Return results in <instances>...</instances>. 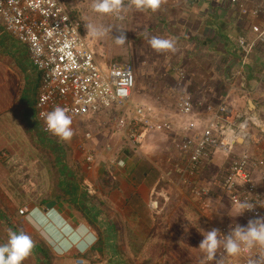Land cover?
I'll return each instance as SVG.
<instances>
[{
	"label": "crops",
	"instance_id": "crops-1",
	"mask_svg": "<svg viewBox=\"0 0 264 264\" xmlns=\"http://www.w3.org/2000/svg\"><path fill=\"white\" fill-rule=\"evenodd\" d=\"M240 1L248 8L264 3V0ZM108 17L114 21L123 20V34L128 36L123 44V51L129 53L126 56L130 58L135 70L133 104L146 106L157 121L173 122L174 131L163 133L166 135L148 134L140 147L134 148L129 143L120 145L118 139L126 138L121 130L114 129L113 115H116V112L113 110L94 115L97 124L109 123L112 133L107 137L108 133L103 131L105 139L92 141V138L86 141L87 145H84L86 151L81 148L82 143H77L76 134L81 125H83L81 129L86 131L83 122L89 121L90 118L80 119L71 125L74 134L70 140H63L56 135H45L36 119L35 104L40 86L39 75L31 64L27 47L9 35L0 23V45L15 51L12 42H16L23 58L20 61L21 66L18 67L16 61L6 57L2 59L3 55L0 53L1 194L3 189L11 186L12 178L16 177L7 170L12 167L13 162L18 161V152L14 147L20 142L24 144L27 139L32 142L34 137H40L43 147L56 146L63 157H66V154L61 142H70L72 161L82 167L83 178L77 179L80 194L89 197L87 200L94 209V215L100 214L98 217H92L88 213L78 212L65 201L52 200L47 204L56 202V210L48 211L47 215L40 214L39 217H34L37 211L40 212L34 207L20 217L17 212L19 207L24 205L20 206L16 204L19 202L8 198L6 206H0L3 208L0 212H6L4 215H8L12 226H8V220L1 221L0 217V243L7 242L9 231L5 228L18 231L13 225H17L18 222L23 225L30 224L37 232L44 233L39 241L50 251V258L58 256L63 259L59 264H74L77 256L83 258L87 255L85 253L90 246L82 234L80 246H83L84 250L79 251V254L67 250L60 254L59 251H55L59 244L58 237L55 232L49 231L50 221L46 223L47 216L51 218L55 215L59 225L66 228L71 237L78 232L76 221L79 223L78 227L86 228L84 233L92 230L89 235L94 240V247L99 241V235L93 226L106 228L109 234L106 241L114 244V249L107 251L96 249L93 252L94 258H98V255H103L107 260L113 258L112 263L108 261L106 264H128L126 261L128 259L138 260L139 264H198V262L201 264L205 256L198 248L203 239L200 229L206 232L213 228L219 229L226 223L232 224L228 221L223 222L226 219L224 211L230 209L233 217L238 209L233 208L223 195L217 197L213 192L210 207L202 208L191 191L186 190L191 184L182 185L181 171L186 168L188 159L179 149L183 131L177 116L176 101L182 93L190 95L196 111L201 112L205 118L214 117L219 107L226 104L232 110L233 116L230 120L248 112L258 113L264 120V43L258 42L253 50H249L248 47L246 49L239 47L237 42L239 38L244 37L248 44L256 43L258 39L251 28L257 24L264 32V19L242 17L238 8L229 0H162L157 12L137 11L130 6L128 0H125L124 12ZM154 37L171 40L175 50L153 49L149 42ZM181 72L185 75L182 84ZM178 127L181 131L176 130ZM111 136L114 137L113 140ZM174 140L177 142L174 143ZM107 144L109 153L105 150ZM118 149H122L119 160L124 162L123 167L114 165V162L112 163L114 166H111L113 171L106 172L104 166L97 167L99 154L100 159L105 161L104 156L108 157ZM250 151L255 157L263 158L264 143L251 147ZM81 152L85 160L87 152H94V162L91 166L87 163V169ZM221 155L225 158L221 152H217L206 161L198 173L195 185L198 187L205 185L209 189L211 186L219 185V189L221 188L220 183L214 181L215 178L209 181L212 177L210 165L211 169L216 170L225 164ZM104 178L109 181L110 187L103 190L99 184ZM258 185L264 192V184L258 182ZM161 194L167 199L164 200L166 201L164 208L157 202ZM102 195L106 196V201L99 202ZM8 196H11V192ZM33 201L34 195H31L24 204L28 205ZM104 203L105 214L103 209H100V205L104 206ZM240 218L243 225H246L241 215ZM72 223L73 227L75 226L73 230ZM117 227L124 228L123 250H119L118 247L120 239ZM57 229V226H54V230ZM37 260L38 262L34 264L45 261V257L37 253ZM24 264H27V261Z\"/></svg>",
	"mask_w": 264,
	"mask_h": 264
},
{
	"label": "built area",
	"instance_id": "built-area-1",
	"mask_svg": "<svg viewBox=\"0 0 264 264\" xmlns=\"http://www.w3.org/2000/svg\"><path fill=\"white\" fill-rule=\"evenodd\" d=\"M229 1L242 17L264 19V3L248 8L240 0ZM0 22L9 35L27 47L31 64L39 75L35 109L45 135L54 136L47 128L46 115L57 106L66 110L72 124L102 112L119 110L113 117L114 129L121 130L133 147L140 146L148 134L174 131L173 122L157 121L146 106L133 104L134 67L102 64L93 51V40L83 34L81 22L71 16L62 0H0ZM251 31L258 41L248 44L241 37L237 40L239 47L253 50L258 42L264 43L260 25H253ZM184 80L181 72L180 84ZM195 108L190 95L178 96L176 111L183 131L179 149L188 159L181 175L191 184V194L202 208L210 207L211 190L194 182L206 161L221 152L230 161L221 176L223 196L233 208L238 209L241 202L255 205L241 214L245 224L250 219L264 217V192L258 185V182L264 184V157L257 158L250 151L251 147L264 143V120L254 112L230 120L233 114L226 104L210 118L203 117ZM84 138L90 141L93 135L86 132ZM86 160L91 166L94 155L87 152ZM116 163L124 166L123 161ZM29 212L27 207L21 211ZM231 227L234 225L226 223L219 230L227 235ZM79 261L85 264L84 260ZM203 264H264V248L256 247L231 257L221 247L215 261L204 259Z\"/></svg>",
	"mask_w": 264,
	"mask_h": 264
},
{
	"label": "rangeland",
	"instance_id": "rangeland-1",
	"mask_svg": "<svg viewBox=\"0 0 264 264\" xmlns=\"http://www.w3.org/2000/svg\"><path fill=\"white\" fill-rule=\"evenodd\" d=\"M62 2L65 4V6H66L68 12L71 14V16L81 22L82 32H84L85 36H89L91 38V40H93L92 48L95 51L96 57L98 58V60L102 64H104V65H108V64H132L130 58L127 57L129 55V53L128 52L124 53V51H123V45L117 44L115 42V36L123 34V32H124L123 27H122L123 20L120 19V20L114 21L111 18H109L108 15H101V14L94 12L92 9L93 0H62ZM88 24H92V25H95L97 27H102V28L106 29L105 35L102 38L93 37L87 31L86 25H88ZM126 37L128 38V36H126ZM16 45H17L16 42H12V46L15 48V51H12L11 48L8 49V48H6V46L0 45V53L3 55L2 59H4L5 57L12 59V60L16 61L18 67H20L21 66L20 61H22L23 58H22V56H20V52L17 49ZM18 67L16 66V69H18ZM115 112H116V115H113V116H117L119 114V110H117ZM83 124H85V127H86L85 130L92 133V135H93L92 141H94V139L96 141V139H99V138L105 139L106 135L103 133V131L108 133L107 137L110 136L109 135L110 133H112V130H110V127H109V123L107 125H105V123H104V125L102 123L97 124L96 121H94V117L93 118L91 117L89 119V121L83 122ZM82 127H83V125H81V128ZM81 128L78 130V134H76V137L78 138L77 143L78 142H79V144L82 143L83 145H81V148L83 147V149H84V147H85L84 145H87L86 140L83 138L86 131H84V129H81ZM176 130L181 131V129L179 127H178V129L176 128ZM116 133H118V132H116ZM37 134H39V133H36V135ZM160 134H163V133H160ZM163 135H166V134H163ZM111 138L113 140L114 137L111 136ZM32 140L33 141L31 142L29 139H27L24 141V144L22 142H20V144H18L17 146L14 147V149L17 150V152H18V161L16 160L15 162H13L12 167L11 166L9 167L10 170L8 169L7 171H9V173H11L12 175H15L16 177L12 178L13 183H10V185H11L10 187H8L6 190L3 189V194H1V192H0V206H6L5 203H6V199H8V198L12 199L15 202H19L16 204H20V206L24 205L23 207H19V212H17L20 217L24 216L21 213V211H23V209H25L26 207L29 209L37 207L40 212L37 211L38 214L35 213L34 217H37V216L39 217L40 214L47 215L49 213L48 211H50V210H48V208H47V202H50L52 200L63 202V199L61 198V196L59 195V193L57 192V189H56L55 174H54L53 169H52L53 155L50 154L51 152L48 148L43 147V143H42L40 137H34V139H32ZM118 140H119L118 143H120V145H121V143L122 144L128 143V142H126L127 140L123 139L122 137H121V139L119 138ZM176 142H177V140H174V143H176ZM69 143L61 142V146L63 145L62 147L64 148L65 154H66L65 155L66 157H64V162L67 165V168L69 169V171L72 172L78 180H82V178H83V176H82L83 174L81 173L82 167L80 165H77L76 163H74L72 161L73 152H72V148L70 147ZM112 143H116V142H112ZM124 144H123V146H124ZM108 146H109L108 144L105 146V150L107 151L106 153H109L107 150ZM111 146H114V144L113 145L111 144ZM140 146H138V147H140ZM134 148H136V147H134ZM133 150L137 151L138 149H133ZM47 152L49 154H46ZM81 154L83 156L82 160L84 159L83 162L85 163V169H87L86 168L87 162L85 160V156L82 152H81ZM91 154L94 155V152H91ZM121 155H122V149H118L116 152L112 153L110 156H108V157L104 156L103 158L105 159V161H103L102 159H100L101 156L99 154L98 160L96 159L97 160V167L104 166V169H106V172H108V170L113 171V168L111 167L113 165L112 163L115 162L114 165H117L116 161H122V160H119V159H121V158H119V157H121ZM221 157H222V155H221ZM222 158L224 159L225 164L220 165V167H218V169H216V170L211 169L212 165H210L209 169L212 173V177L209 178L210 182H211V180H213V178H215L214 181H217L219 183L222 182L221 176L230 163V161L227 160L226 157L225 158L222 157ZM182 181H183V184H182L183 186H188V180L185 179ZM99 186H102V188L104 190L105 188L110 187V184H109V181L106 180V178H104L101 181V183L99 184ZM190 187L191 186L186 187V190L188 192L190 191ZM204 187H207V186L204 185ZM210 190L217 197H221L223 195L221 192V189H219V185L215 186V187L211 186ZM10 192H11V196H8V193H10ZM26 194H27V196H26ZM31 195H34V201L29 203L28 205H25L24 202L26 201V199H29V197ZM99 200H100L99 202L106 201V196L102 195L101 199H99ZM164 200H167V199H166L164 194H161V196L157 202L159 205L163 206L162 208L165 207L166 201H164ZM225 200H227V199H225ZM222 205H223V203H222ZM102 206L103 205H100V209L101 210L103 209V212L105 214L106 204L104 203V206L103 207ZM55 208L56 207H54V210H56ZM1 209H3V208L0 207V211H1ZM229 210L230 209H225L224 212L226 215V219L223 222L225 223L228 221L234 225H236V224L243 225L241 218H240V215L239 216L235 215L232 217ZM7 213L10 214V212H7ZM4 214H6V212H4V211L0 212V217L2 219L1 221H3L4 219L5 220L9 219L8 215H4ZM24 214L26 215L27 213H24ZM37 221H39V220H37ZM49 221H50L49 231H51V232L53 231V233L55 232L57 237H58L57 243H59V244L57 245L58 247H56L55 251H59V254L63 253L64 250H67L70 252H75L77 254H79V251H81V250L83 251L84 250L83 246L82 247L80 246V244H81L80 243V240H81L80 236L83 234L82 236H83V238L86 237L85 239L87 241V245L90 246V248H88L87 252L85 253V254H87L85 257L82 258V256H77L78 259L75 260L74 264H80L79 260H84L87 263L89 262V264H100V263L106 264L107 263L108 260L103 255H98L99 256L98 258L93 257L95 255V254L93 255V252L96 250V248L94 247V240H92L90 238V235H89V232H92V230L86 231L84 233V229H86V228L78 227L79 223H78V221H76L75 222V225H77L76 231H78V232H76V235H73L71 237V236H69V234H70L69 231H67V229L64 228L63 226L59 225L55 215H52L51 218L47 217L46 223ZM16 222L17 221H15V224H16ZM223 222H221V223L224 224ZM10 223L11 222H9V220H8V223H7V224H9L8 226H12ZM68 223L70 224V221H68ZM52 225L57 226V228H58L57 231L54 230V226H52ZM13 226L16 227L18 229V231L24 232L25 234L29 235L34 243L37 241L39 242V240L42 239L41 236L44 234L42 232H41L42 234L37 232L35 227H33L30 224H24L23 225V223L18 222L17 225H13ZM59 227H60V229H59ZM71 227L73 230V228L75 227V226L73 227V223H72ZM5 229L9 231V228H5ZM37 229L40 230V228H37ZM87 229L90 230V228H87ZM99 229L101 230V232L104 235L108 234L106 232V228L99 227ZM123 230H124L123 227H117V231L119 233L118 237L120 239V243L118 245L119 250H123V246L125 247V245L122 244V241H123L122 239H124V236H122ZM4 234L5 233H3V235ZM45 235H47V234L45 233ZM59 235H61V236H59ZM86 235H88L89 237ZM62 238H64V240ZM108 249L109 248L104 249V250L107 251ZM52 251H54L53 248H52ZM32 253L34 255H31L26 259L27 264H34L35 262L36 263L38 262L37 253L34 250ZM60 261L63 262V259H61V257L54 256V257H51L47 261V264H59ZM126 261L128 264H139L138 260H129L128 259ZM39 263L40 264H44V263L46 264L45 261H40ZM194 264H196V263H194ZM198 264H199V262H198Z\"/></svg>",
	"mask_w": 264,
	"mask_h": 264
},
{
	"label": "clouds",
	"instance_id": "clouds-1",
	"mask_svg": "<svg viewBox=\"0 0 264 264\" xmlns=\"http://www.w3.org/2000/svg\"><path fill=\"white\" fill-rule=\"evenodd\" d=\"M128 3L137 11L157 12L162 0H128ZM92 9L101 15H120L125 10V0H93ZM87 31L95 38H102L106 29L92 24L86 25ZM127 41L125 34L115 36V42L123 45ZM150 46L157 51L172 50L174 43L168 39L152 38ZM46 125L49 131L63 140H70L74 132L71 127L72 119L62 107H55L46 115ZM255 205L241 202L236 216L252 210ZM203 239L199 249L204 253L208 262H213L221 247L223 252L231 257L240 255L245 250L256 247L264 248V217L250 219L246 225L236 224L229 233L224 235L219 229L210 231L200 229ZM34 242L24 232L9 230L8 239L0 243V264H24L32 254Z\"/></svg>",
	"mask_w": 264,
	"mask_h": 264
},
{
	"label": "trees",
	"instance_id": "trees-1",
	"mask_svg": "<svg viewBox=\"0 0 264 264\" xmlns=\"http://www.w3.org/2000/svg\"><path fill=\"white\" fill-rule=\"evenodd\" d=\"M48 149L53 155L52 169L55 174L56 189L59 195L61 196V198L63 199V201L72 205L74 209H76L78 212H82V214L88 213L89 215H92V217L100 216V214L94 215V209L91 207V205L89 204V201L87 200V198L89 197L85 194L81 196L80 189L77 184V178L67 168V165L64 162V157L62 156V154H60V152H58L57 147L52 146V147H49ZM79 204H81L80 205L81 207L79 206ZM93 229H95L99 235V241L95 245V248L97 250L103 251L104 249H107L108 247H109L108 250L114 249L115 245L106 241L108 238V234L104 235L99 228H94V226H93ZM33 250L37 252L39 255H43L45 257L46 263L50 259V251L48 250L46 245L42 243L41 241L39 242L37 241L34 243ZM108 261L112 263L113 258H109Z\"/></svg>",
	"mask_w": 264,
	"mask_h": 264
},
{
	"label": "water",
	"instance_id": "water-1",
	"mask_svg": "<svg viewBox=\"0 0 264 264\" xmlns=\"http://www.w3.org/2000/svg\"><path fill=\"white\" fill-rule=\"evenodd\" d=\"M55 206H56V202H51V203L47 204V208H48V210H52V209H54ZM47 217H48V216H47Z\"/></svg>",
	"mask_w": 264,
	"mask_h": 264
},
{
	"label": "bare ground",
	"instance_id": "bare-ground-1",
	"mask_svg": "<svg viewBox=\"0 0 264 264\" xmlns=\"http://www.w3.org/2000/svg\"><path fill=\"white\" fill-rule=\"evenodd\" d=\"M48 237V235H46Z\"/></svg>",
	"mask_w": 264,
	"mask_h": 264
}]
</instances>
